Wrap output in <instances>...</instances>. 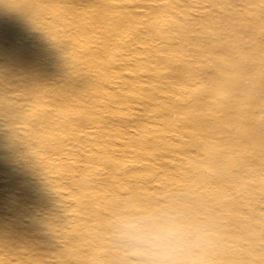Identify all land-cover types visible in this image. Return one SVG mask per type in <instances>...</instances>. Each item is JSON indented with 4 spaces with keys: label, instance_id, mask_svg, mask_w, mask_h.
Here are the masks:
<instances>
[{
    "label": "rangeland",
    "instance_id": "rangeland-1",
    "mask_svg": "<svg viewBox=\"0 0 264 264\" xmlns=\"http://www.w3.org/2000/svg\"><path fill=\"white\" fill-rule=\"evenodd\" d=\"M25 3L0 45V264H264V75L224 100L211 54L264 71V0ZM167 220L169 252L131 227Z\"/></svg>",
    "mask_w": 264,
    "mask_h": 264
},
{
    "label": "bare ground",
    "instance_id": "bare-ground-1",
    "mask_svg": "<svg viewBox=\"0 0 264 264\" xmlns=\"http://www.w3.org/2000/svg\"><path fill=\"white\" fill-rule=\"evenodd\" d=\"M12 1L13 0H0V45H3V41H7V39H10V38H12L14 36H17V35H20V34H23L25 36V34L28 33V31L26 29V26H28V24L30 22H29L28 19H25L26 18V14H23V13L27 9H29L31 7V4H26L25 3V5H23L20 8V11H19V10H17L16 4L12 5ZM45 1L47 2V5H49L51 0H45ZM109 5L110 4H108V3H104L103 5L100 6L99 9H102L104 6H106V7L103 8L102 14H106L107 15V14L111 13V11H110L111 6H109ZM254 14H255V12H254ZM254 14H253V17L251 18V20H253ZM131 21H132V18L127 17L126 23H129ZM123 24H125V23H123ZM244 24H245V29L246 30H250V29L254 30L255 27H256V23L253 22V21H252V23H250L247 20L246 22H244ZM13 25H17L18 28H13ZM121 26H126V25H121ZM238 27H239V25H238ZM29 29H33V28H29ZM154 31L155 32H159V31H156V30H154ZM184 32H186V30H184L182 32V34H184ZM36 38H37V41L44 40L43 37H41V36H37ZM222 51H223V48L216 47V51L211 52V54H212V56H215V58H216V60H217V62L219 64V72L221 74L219 73V74L216 75V78L218 79L219 85H226L227 83L230 84V86H227V87H229L228 89H223L222 87H220L221 88V92L223 93V94L220 93V95H221L222 99L225 100L227 96L232 97L233 94H235V93L240 94L239 91H243V88L248 86L249 84H251V85L254 84L255 85L256 83H258L259 80H261V79L254 80L252 78L257 73V70L259 71L261 76L264 75V71H260L259 68H258L259 64L250 61L249 58H248V60L246 58V61L243 60V61L239 62L237 65H234L233 62H235V60H233V59L232 60L222 59V57H220V56H222V54H221ZM10 52L11 51H6V50H3L2 52H0V55L3 54V55L7 56L8 59L6 61L8 63L10 62V60H12L11 58L14 57V55H15V52L13 51L12 56L9 57ZM217 55H219L218 56L219 59H217ZM216 60H213V61H216ZM190 66H192L191 63H187V62H186L185 65L181 64L180 66H178V68H179L178 72H181V73H184V74H185L186 71L190 72V69H189ZM229 67L230 68L233 67V69L238 71L239 73H236L234 71L233 72V76L230 77V75H228L229 74V72H228L229 71ZM250 72H252V73H250ZM248 74H249L248 77L245 76V75H248ZM244 78H246L247 81L246 80L242 81V79H244ZM239 79L241 81L238 84H234L235 81H237ZM224 94H227V96L224 95ZM190 105L191 106H198V104H196L194 101L191 102ZM250 117H252V113L249 114L248 118H250ZM204 125H205L204 121H202V122L193 123L191 126H192V128L194 127V128H197V130H200V128H202V126H204ZM192 128H190V129H192ZM219 161H222V158L219 159ZM219 161L217 162L218 164L221 163ZM237 163H238V161H237ZM241 169L242 168H240L239 171ZM234 171H235L234 168H232V170L227 172V174L229 175L228 178L238 177V172L234 173ZM17 244H19V245H17ZM18 246L22 250L27 249V245H22V243L19 242V241H15V243L10 245V247L13 249V252L20 253L17 250Z\"/></svg>",
    "mask_w": 264,
    "mask_h": 264
},
{
    "label": "clouds",
    "instance_id": "clouds-1",
    "mask_svg": "<svg viewBox=\"0 0 264 264\" xmlns=\"http://www.w3.org/2000/svg\"><path fill=\"white\" fill-rule=\"evenodd\" d=\"M131 227L144 242L162 252L174 251L184 243L183 227L171 220L138 222Z\"/></svg>",
    "mask_w": 264,
    "mask_h": 264
}]
</instances>
